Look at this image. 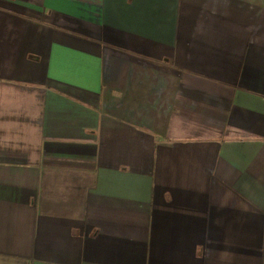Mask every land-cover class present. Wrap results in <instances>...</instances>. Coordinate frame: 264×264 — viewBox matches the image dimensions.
<instances>
[{"label": "crops", "instance_id": "obj_1", "mask_svg": "<svg viewBox=\"0 0 264 264\" xmlns=\"http://www.w3.org/2000/svg\"><path fill=\"white\" fill-rule=\"evenodd\" d=\"M0 264H264V0H0Z\"/></svg>", "mask_w": 264, "mask_h": 264}]
</instances>
